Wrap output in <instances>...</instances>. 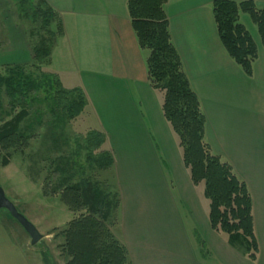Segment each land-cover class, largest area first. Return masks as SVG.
Segmentation results:
<instances>
[{
  "label": "crops",
  "instance_id": "1",
  "mask_svg": "<svg viewBox=\"0 0 264 264\" xmlns=\"http://www.w3.org/2000/svg\"><path fill=\"white\" fill-rule=\"evenodd\" d=\"M44 1L62 21L59 46L73 84L67 90L83 92L88 110L85 112L100 127L97 130L105 134L104 146L114 151L118 170L127 167L131 170L128 176L133 193L121 191L112 233L127 249L131 264H150L146 254L137 259L135 249L163 252L160 246L151 244V239L152 235L157 236L159 244L164 240L167 246L162 230H168L169 199L135 187L138 183L135 155L140 154L144 163L148 161V174L143 179L146 187L156 185L161 181L159 178H164L157 148L166 162L173 151L175 133L163 116L161 94L148 82L145 62L148 53L138 46L127 0ZM213 1L168 0L165 13L171 40L189 85L200 101L205 141L214 154L232 167L250 193L258 245L252 262L264 264V45L257 29L252 27L250 34L257 45L258 57L252 75H245L218 38ZM251 1L259 8L264 7V0ZM6 23L0 27V51L11 48L12 41H19L28 50L24 27L9 22L8 30ZM175 165L180 179H176V185L181 188L180 195L187 208L193 211L197 200L195 185L182 154ZM206 230L212 232L209 224ZM177 237L182 243V235ZM223 250L227 253L226 245ZM22 264H26L24 258Z\"/></svg>",
  "mask_w": 264,
  "mask_h": 264
},
{
  "label": "trees",
  "instance_id": "2",
  "mask_svg": "<svg viewBox=\"0 0 264 264\" xmlns=\"http://www.w3.org/2000/svg\"><path fill=\"white\" fill-rule=\"evenodd\" d=\"M12 1L18 5V16L26 22L25 32L27 38H31L28 43L35 72L18 64L0 67V165L7 166L13 152L29 147L35 126L26 121L31 112L50 115L53 126H48L50 130L42 136L41 156L38 154L36 164L51 163L53 153H63L55 132L62 130L66 121L80 117L87 101L80 89H64L56 75L39 69L51 63L52 49L63 35L59 14L44 0ZM167 1L127 0L128 16L138 46L148 53L145 61L148 82L162 96L163 116L178 138L191 182L194 185L203 183L211 229L226 234L231 247L244 248L255 260L258 245L250 193L232 167L214 154L205 141V118L200 101L189 85L169 33L165 13ZM211 8L218 38L227 55L245 75L251 76L258 48L249 31L239 22V15L244 13L250 17L264 45V7H257L251 0H214ZM48 91H52L50 97L37 96L42 92L48 95ZM39 120L36 116L38 126ZM105 140V135L97 130L86 135V161L99 171L113 165V157L104 146ZM63 157L58 159L65 162ZM75 179L76 175L65 172L55 189L74 216L60 232L63 241L59 250L64 264H130L127 249L111 232L119 195L88 177L77 182Z\"/></svg>",
  "mask_w": 264,
  "mask_h": 264
},
{
  "label": "rangeland",
  "instance_id": "3",
  "mask_svg": "<svg viewBox=\"0 0 264 264\" xmlns=\"http://www.w3.org/2000/svg\"><path fill=\"white\" fill-rule=\"evenodd\" d=\"M17 6L12 0H0V27L3 26L4 22H7L6 28L9 30V22H12L20 27L23 26L24 29L27 28L26 22L23 21L25 19H21L20 15L18 16ZM239 22L246 27L249 33L253 34L252 27L255 30L256 25L247 14L241 13ZM25 36L28 50L21 47L19 41H12L11 48L0 51V67L7 64H18L25 66L28 71L35 72L33 62H31V45L28 43L29 37L27 38L26 32ZM29 39L31 40V38ZM32 40L35 41L36 39L33 38ZM59 44L60 39L58 38L52 49L51 63L48 66H40L39 69L44 73L56 75L61 80V86L64 89L72 88L70 73H67ZM258 47H260V43ZM51 93L52 91H48L47 95L46 92H42L37 96L39 98L50 97ZM43 111H45L44 108ZM86 111L88 110L86 109ZM36 113L31 112L26 120L27 123L30 121L35 125L34 130H32L34 136L29 142V147L23 151L13 152L7 166L0 165V188L7 200L38 230L42 238L38 243L30 245V238L25 230L10 216L8 211L0 209V264H22L23 258L26 264H64L59 250L63 241L60 232L65 229L74 216L61 201L59 192H55V189L57 181H60L65 172L70 173V176L71 174L76 175L74 182L80 178L88 177L92 181L99 182L106 189L116 192L119 196H121L122 190L133 193L134 186H132L131 178L128 176L131 170L129 167L118 170L117 157L108 145L105 149L113 157V165L109 169L96 170L89 166V162L86 161V135L89 131L100 128L92 118L87 116L86 112L72 121H66L62 124V130L55 132L59 143L62 145L63 151H61L63 153H53L51 163L45 161L40 162L41 165H37L41 141L44 138L42 136L50 130L48 126L53 125L47 112ZM36 116L40 117L39 122L41 124L39 126L35 122ZM174 139L173 151L170 152L166 162L163 161V154L158 152L157 148V156L161 159L164 178H159L161 181L156 185L146 187L143 179L144 174H148V161L144 163L140 159V154L135 155L134 170L138 177V183L135 187L140 188V190L143 188L151 190L153 194L166 195L170 207L167 218L168 230L167 232L164 231V228L162 230L167 239V246L164 240L159 244L160 239L152 235L151 244L160 246L163 252L157 254V251H149L146 253L145 250H139L136 247L137 259L145 257L146 254L150 264H253V260L249 256L250 253H247L244 248L239 246L234 248L227 244L226 234L212 230L210 225L212 232L206 230L209 221L208 216L205 218V214L208 215L209 202L202 194L203 183L193 186L195 189L194 196L197 200H194L193 211L187 208L180 195L182 194L181 188L176 185V179L179 181L180 179L175 161H180L182 151L176 135ZM61 155L65 157H63L65 162L58 159ZM128 161L131 164L129 159ZM169 165L170 169H168ZM65 169L66 171H64ZM62 172H64L63 176H61ZM154 172L153 168V174ZM179 235L183 237L182 243L177 237ZM6 238L8 240H5ZM225 245L227 253L223 250ZM128 259L131 264L129 253Z\"/></svg>",
  "mask_w": 264,
  "mask_h": 264
},
{
  "label": "water",
  "instance_id": "4",
  "mask_svg": "<svg viewBox=\"0 0 264 264\" xmlns=\"http://www.w3.org/2000/svg\"><path fill=\"white\" fill-rule=\"evenodd\" d=\"M0 209H5L10 213V216L25 230L30 238V245L38 243L42 235L38 230L24 217L22 216L11 202L7 200L3 190L0 188Z\"/></svg>",
  "mask_w": 264,
  "mask_h": 264
}]
</instances>
